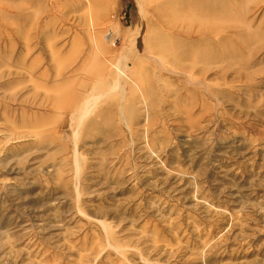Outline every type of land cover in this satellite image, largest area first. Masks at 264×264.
<instances>
[{
    "label": "rangeland",
    "instance_id": "1",
    "mask_svg": "<svg viewBox=\"0 0 264 264\" xmlns=\"http://www.w3.org/2000/svg\"><path fill=\"white\" fill-rule=\"evenodd\" d=\"M0 264H264V0H0Z\"/></svg>",
    "mask_w": 264,
    "mask_h": 264
}]
</instances>
